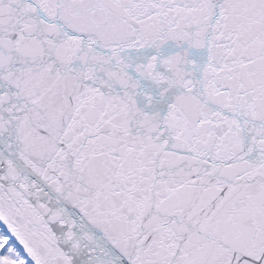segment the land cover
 <instances>
[{"label":"snow or ice","instance_id":"snow-or-ice-1","mask_svg":"<svg viewBox=\"0 0 264 264\" xmlns=\"http://www.w3.org/2000/svg\"><path fill=\"white\" fill-rule=\"evenodd\" d=\"M0 264H264V0H0Z\"/></svg>","mask_w":264,"mask_h":264}]
</instances>
